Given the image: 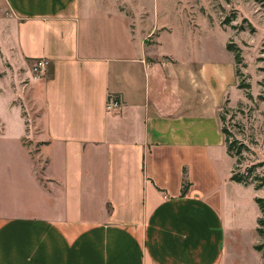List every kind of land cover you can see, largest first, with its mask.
Segmentation results:
<instances>
[{
    "label": "crops",
    "instance_id": "crops-1",
    "mask_svg": "<svg viewBox=\"0 0 264 264\" xmlns=\"http://www.w3.org/2000/svg\"><path fill=\"white\" fill-rule=\"evenodd\" d=\"M4 1L31 80L0 81V264H264L261 190L230 180L218 114L233 56L162 51L169 29L142 30L133 0ZM248 199L254 262L235 254Z\"/></svg>",
    "mask_w": 264,
    "mask_h": 264
},
{
    "label": "rangeland",
    "instance_id": "rangeland-1",
    "mask_svg": "<svg viewBox=\"0 0 264 264\" xmlns=\"http://www.w3.org/2000/svg\"><path fill=\"white\" fill-rule=\"evenodd\" d=\"M135 16L142 20V30L167 27L169 32L160 37L161 50L181 58L190 56L201 62L213 57L226 60L233 53L226 45L240 51L242 63L237 66V86L230 101L219 110L221 128L229 134L228 141H238L245 146L238 160L243 172L260 165L255 173L264 174V0H133ZM15 21L4 0H0V81L8 80L13 87L17 83L29 84V74L22 76V69L13 71L12 42L10 39ZM167 28L158 32L168 31ZM155 35L145 40L147 47L155 43ZM154 61V58L151 59ZM35 62L30 63L31 66ZM29 64V65H30ZM26 73V72H25ZM32 75V74H31ZM23 114L24 107H23ZM221 117V118H220ZM225 139V136H224ZM264 198V188L258 193ZM248 217L245 229L238 234L235 254L245 261H257L250 245L256 240L253 221L255 206L247 203ZM235 245V246H236Z\"/></svg>",
    "mask_w": 264,
    "mask_h": 264
},
{
    "label": "trees",
    "instance_id": "trees-1",
    "mask_svg": "<svg viewBox=\"0 0 264 264\" xmlns=\"http://www.w3.org/2000/svg\"><path fill=\"white\" fill-rule=\"evenodd\" d=\"M226 50L228 52L233 53V59L235 63V75H238L237 66L242 63V58L240 55V51L232 47L230 44L226 45ZM238 89L243 88L242 85L237 86ZM221 118V117H220ZM221 133L225 136V144L227 153L230 157H232L235 161L233 170L231 172L230 180L235 183L242 184L244 186H252L254 190H261L264 188V174L258 175L255 173L256 168L260 165H254L245 169L243 172H240L238 169V160L242 157L244 152L245 146L241 143H238L236 140H232L231 142L228 141L229 134L226 132L225 129L221 128ZM186 191V186H183L182 194ZM255 203L257 204L260 217L257 220V234L260 237V243L254 247V249L261 253L264 259V198L258 197L255 198Z\"/></svg>",
    "mask_w": 264,
    "mask_h": 264
},
{
    "label": "built area",
    "instance_id": "built-area-1",
    "mask_svg": "<svg viewBox=\"0 0 264 264\" xmlns=\"http://www.w3.org/2000/svg\"><path fill=\"white\" fill-rule=\"evenodd\" d=\"M47 62L43 59L37 60L31 67L33 78H37L46 69ZM121 109V101L114 95H109L105 103L107 113H117Z\"/></svg>",
    "mask_w": 264,
    "mask_h": 264
}]
</instances>
